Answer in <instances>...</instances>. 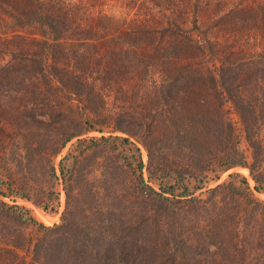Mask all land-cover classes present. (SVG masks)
<instances>
[{
    "label": "rangeland",
    "instance_id": "obj_1",
    "mask_svg": "<svg viewBox=\"0 0 264 264\" xmlns=\"http://www.w3.org/2000/svg\"><path fill=\"white\" fill-rule=\"evenodd\" d=\"M191 31H204L220 59L233 54L237 61H261L255 70L264 85V0H0V189L12 191L10 195L18 200L12 205L27 208L48 227L60 223L67 208L76 212L79 243L98 240L96 232L87 231L89 223L111 221L108 231L114 227L117 236L108 240L120 245L130 240L124 236L130 225L142 230L145 224L135 222L153 214L156 204L142 191L131 197L135 193L129 179L137 178L138 183L143 178L147 186L160 189L149 179L146 167L140 179L138 171L116 161L122 150L118 142H100L94 152L71 161L69 170L76 172L67 184L59 164L77 139L122 136L140 147L147 165L145 149L130 133L146 124L150 111L160 119L177 103H184L189 92L210 99L204 80L179 78L161 84L165 68L203 64ZM75 52L82 55L75 59ZM55 63L62 69L77 63L85 71L82 96L72 93L68 100L65 88L60 85L58 91L41 78L40 69L51 70ZM239 77L241 82L248 79ZM147 91L155 93L152 99ZM162 92L177 102L164 101ZM88 121L103 131L91 128ZM67 133L76 136L61 146ZM128 160L135 163L132 156ZM230 173L246 177L253 187L248 169L236 167L194 196L209 200L206 191ZM108 176L110 185L105 181ZM254 195L264 201V192L254 191ZM214 197L211 204L177 203L178 214L172 216L170 211V219L155 217L172 258L176 253L170 264H264V243L240 245L235 238L233 202L227 189H218ZM1 199L10 202L0 195ZM104 199L108 212L85 217L77 212L86 200ZM257 216L264 229V211ZM154 229L146 232L148 243L156 241L150 232ZM263 231L259 229V234ZM18 232L29 240L42 236L33 225L20 226Z\"/></svg>",
    "mask_w": 264,
    "mask_h": 264
},
{
    "label": "trees",
    "instance_id": "obj_2",
    "mask_svg": "<svg viewBox=\"0 0 264 264\" xmlns=\"http://www.w3.org/2000/svg\"><path fill=\"white\" fill-rule=\"evenodd\" d=\"M190 38L203 55V64L195 66L188 63L174 69L165 68L161 73V84L168 85L170 81L179 78L193 82L204 80L210 91V99L197 98L189 92L184 103H177L171 108V113L161 114L160 119L150 111L145 117L146 124L139 125L138 131L130 133L137 136L145 149L147 165L143 163L140 147L130 138L122 136L77 139L73 149L59 164L60 176L67 184L76 172L69 170L71 161H78L87 151L94 152L96 148H100V142H118L122 150L115 155L116 161H123L127 168L138 171L140 179L142 169L146 167L149 179L156 181L160 189L158 192L147 186L143 178L138 183L137 178L129 179L135 193L131 197H136L142 191L146 199L156 204L153 214L146 213L141 222H135L136 225L145 224L144 230L138 231L130 225L132 228L128 227L124 232V236H128L130 240L125 241L128 242L126 245H120L108 240L110 236H117L114 227L108 231L111 221L92 225L89 223L86 225L87 231L96 232L98 240L79 243L75 240L80 231L76 212L72 213L67 208L61 222L48 227L37 221L27 208L12 205L18 200L10 195L11 190L6 192L5 189H0V195L11 202L0 200V264H170L176 253L172 258L170 247L163 243L166 240L162 233L164 230L156 218L164 216L170 219V211L172 216L178 214L175 205L177 203L211 204L214 194L222 187L227 189L233 202L231 210L235 219L236 235L238 234L235 237L237 241L240 245L264 243L263 233L259 234V229H264L257 216L264 211V201L254 195V191L264 192V85L255 70L261 61H237L232 58L233 54L220 59L204 31L193 32ZM79 55L82 54L75 52L74 58ZM39 74L56 90L61 91L60 85L65 88L66 91L63 92L68 100L72 93L79 96L84 94L80 88L86 85L85 71L77 67V63L63 69L55 63L51 70L40 69ZM240 75L246 76L247 81L241 82ZM150 81L153 87L156 81ZM149 86L150 84H146V88ZM149 94L147 91V97ZM160 94L166 102H177V98L171 97L170 93ZM154 95L155 93L150 94L151 99ZM88 123L95 129L92 122ZM95 130L103 131L102 127ZM74 136L76 134L67 133L61 146ZM128 151L131 152L130 155ZM129 156L133 157L135 163L128 160ZM236 167L248 169L254 182L252 188L246 177L230 173L224 182L206 191L209 200L194 196L203 186L218 180L223 173ZM105 181L110 185L111 176ZM138 185L142 189L146 188V191ZM8 188L10 189L9 185L7 190ZM106 200H99V203L86 200L77 212L84 214V217L86 213L91 216L101 215L104 210L108 212ZM48 207L44 205L43 209L47 210ZM68 215L71 217L68 218ZM210 219L214 220V217ZM25 225L37 226L42 236L35 240L25 239L18 232V228ZM153 227L155 229L150 232L157 238L156 241L148 243L146 232ZM121 237L120 234L119 241ZM138 238L141 243L137 242ZM182 241L186 242V238H182Z\"/></svg>",
    "mask_w": 264,
    "mask_h": 264
}]
</instances>
